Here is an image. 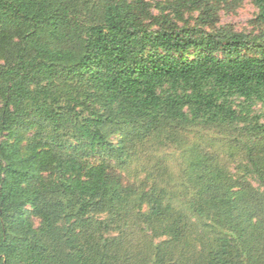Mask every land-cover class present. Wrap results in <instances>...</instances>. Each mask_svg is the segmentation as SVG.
<instances>
[{"label":"trees","instance_id":"16d2710c","mask_svg":"<svg viewBox=\"0 0 264 264\" xmlns=\"http://www.w3.org/2000/svg\"><path fill=\"white\" fill-rule=\"evenodd\" d=\"M253 1L264 24V0ZM138 7L0 0V135L38 125L33 146L43 150L28 161L43 155L41 169L56 176L28 202L21 183L33 175L17 173L16 153L0 145V264H264V35L151 30ZM235 96L262 104L257 121L233 110ZM196 120L213 133L246 125L240 138L191 142L184 128ZM95 156L145 174L148 213L123 206L103 169L88 165ZM240 158L262 190L233 200L225 170ZM109 201L115 216L97 218ZM27 204L45 231L28 224Z\"/></svg>","mask_w":264,"mask_h":264},{"label":"rangeland","instance_id":"374dc122","mask_svg":"<svg viewBox=\"0 0 264 264\" xmlns=\"http://www.w3.org/2000/svg\"><path fill=\"white\" fill-rule=\"evenodd\" d=\"M122 1V0H117ZM132 7H138L137 11L141 12L142 21L151 30H159L161 27L169 29H183V28H197L206 32H216L219 30L234 31L247 34L255 41L262 42L264 35V24L258 21L259 8L255 5L253 0H126ZM248 54L254 55V49H250ZM162 89L168 90L169 86H164ZM179 95H184V91L179 88L176 91ZM232 108L237 113L243 114L249 120L257 121L258 117L262 115V104L258 101L247 102L244 98L235 96L232 98ZM93 108H99L98 104H93ZM81 111L83 117L90 116L89 110L83 107H77ZM264 119L261 120L263 122ZM249 123V122H248ZM246 123L230 124L222 126L220 131L213 133V129L205 127L203 122L196 120L192 122L191 126L184 128V134L191 140L197 142L199 139H217L218 141L230 140L240 138L243 128ZM38 125H32L25 130H15L10 135L8 133L0 135V145L10 148L17 155L15 158L17 173L33 175L29 180H24L21 183V188L25 191L21 198L27 195L28 202L30 201L31 192L41 187L56 181V176L43 171L41 165L43 164L44 156L35 160L28 159L36 152H41L42 147H34V143H39ZM113 143L119 142L120 134H112L110 137ZM11 145L13 146L11 149ZM202 148L209 150L210 147L203 141ZM168 152H175L176 156L179 152L176 150L174 143H168ZM1 152V151H0ZM0 160L5 167L7 161L0 157ZM89 166L101 167L104 175L112 182L116 194H118L124 201L127 209L133 206L137 214L148 213L150 206L142 200L143 190H148L150 185L140 187L143 184L145 177L144 173L138 172L136 166L132 169H125L121 165H117L114 161L106 157L95 156L87 161ZM246 161L243 159H232L227 166L225 172L228 179L231 180L228 192L233 200L243 198L253 190H262L261 184L255 174L246 172ZM212 168L207 165V171L211 172ZM138 174V181L136 176ZM71 181H78L80 183L90 179L86 173L77 174L72 173L68 175ZM129 192H133L129 196ZM139 192V194H138ZM131 195V194H130ZM25 218L28 224L38 232L46 230L47 222L43 216L38 215L30 204L26 205ZM117 209L109 201L107 203L106 211L99 214L97 218L108 219L115 216ZM254 222V220H253ZM59 224L62 226L63 221ZM116 233L106 234L107 237H112Z\"/></svg>","mask_w":264,"mask_h":264}]
</instances>
